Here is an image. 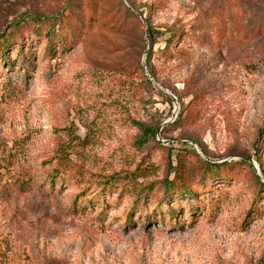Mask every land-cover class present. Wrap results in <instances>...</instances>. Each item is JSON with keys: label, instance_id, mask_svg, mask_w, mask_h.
<instances>
[{"label": "rangeland", "instance_id": "1", "mask_svg": "<svg viewBox=\"0 0 264 264\" xmlns=\"http://www.w3.org/2000/svg\"><path fill=\"white\" fill-rule=\"evenodd\" d=\"M0 147V264H264V0H0Z\"/></svg>", "mask_w": 264, "mask_h": 264}, {"label": "trees", "instance_id": "2", "mask_svg": "<svg viewBox=\"0 0 264 264\" xmlns=\"http://www.w3.org/2000/svg\"><path fill=\"white\" fill-rule=\"evenodd\" d=\"M168 30L170 31L171 35H170V39L167 41V43L169 45H173L175 44L176 42H178L180 39H181V31L177 28H172V27H169ZM156 31L154 29V27L152 25H147V36L148 38L153 41V38H154V35H155ZM176 41V42H175ZM150 58V55H148V60ZM149 73L154 77L155 74L153 73V71L149 69ZM149 81V79H147ZM170 99V98H169ZM171 101V99H170ZM134 124L139 127V129L141 130L140 134L138 135V143L139 145H143L146 140L150 137L152 138H156L157 136V133H158V128H152V127H149L147 125H145L144 123L140 122V121H135ZM73 138V137H72ZM73 140H80V137H78L77 135H75V138ZM0 150L2 152H5V148H2L0 147ZM73 153H76L74 150H71L69 152H65V153H62V156H65V157H69L71 154ZM59 154V151H57L56 155ZM55 157H53V154L50 156V157H45L42 161V165H46L47 163L51 162ZM54 171H48L47 172V177L45 179H43L41 181V187L42 189H46L49 184V180L52 179L53 181V178L55 177ZM26 175L29 177L30 173H26ZM63 175L66 176V173ZM64 179V177H62ZM31 179V177L29 178V180ZM32 181H29L28 184H29V190H32L34 189V185H32Z\"/></svg>", "mask_w": 264, "mask_h": 264}, {"label": "water", "instance_id": "3", "mask_svg": "<svg viewBox=\"0 0 264 264\" xmlns=\"http://www.w3.org/2000/svg\"><path fill=\"white\" fill-rule=\"evenodd\" d=\"M173 99L176 100V98H175L174 96H173ZM255 168H256V167H255ZM256 169H257V168H256ZM257 170H258V169H257ZM258 173H259V171H258Z\"/></svg>", "mask_w": 264, "mask_h": 264}]
</instances>
